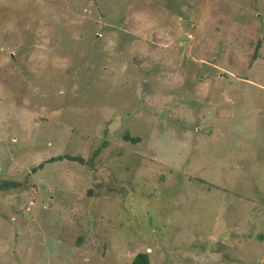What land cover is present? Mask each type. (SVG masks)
Masks as SVG:
<instances>
[{
	"label": "rangeland",
	"instance_id": "1",
	"mask_svg": "<svg viewBox=\"0 0 264 264\" xmlns=\"http://www.w3.org/2000/svg\"><path fill=\"white\" fill-rule=\"evenodd\" d=\"M7 180L0 264H264V0H0Z\"/></svg>",
	"mask_w": 264,
	"mask_h": 264
},
{
	"label": "trees",
	"instance_id": "2",
	"mask_svg": "<svg viewBox=\"0 0 264 264\" xmlns=\"http://www.w3.org/2000/svg\"><path fill=\"white\" fill-rule=\"evenodd\" d=\"M125 139L127 140H131L133 142H137L139 141L138 137H130L127 134H124ZM63 158H66L68 160H73V161H78L80 163L84 162V159L81 156H75V155H64V156H57V157H53L50 158L48 161H54V160H61ZM43 166V163H40L38 166L33 167L32 170L36 171V169L41 168ZM18 184V182L15 181H0V190H6L9 188H14L16 187V185ZM149 256L146 252H141L138 253L137 255H135V257L133 258L131 264H149Z\"/></svg>",
	"mask_w": 264,
	"mask_h": 264
}]
</instances>
